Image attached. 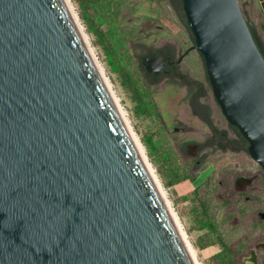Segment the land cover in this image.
Segmentation results:
<instances>
[{
  "label": "water",
  "instance_id": "95a60500",
  "mask_svg": "<svg viewBox=\"0 0 264 264\" xmlns=\"http://www.w3.org/2000/svg\"><path fill=\"white\" fill-rule=\"evenodd\" d=\"M180 1L264 171V58L239 2ZM0 264H192L62 0H0Z\"/></svg>",
  "mask_w": 264,
  "mask_h": 264
},
{
  "label": "rangeland",
  "instance_id": "374dc122",
  "mask_svg": "<svg viewBox=\"0 0 264 264\" xmlns=\"http://www.w3.org/2000/svg\"><path fill=\"white\" fill-rule=\"evenodd\" d=\"M171 1L181 7L180 0H68L196 263L247 264L256 248L264 264L257 248L264 243V171L221 114L201 55L189 51L194 39L184 13ZM238 2L264 47L259 0ZM161 49L174 61L183 55L181 79L148 76L142 61Z\"/></svg>",
  "mask_w": 264,
  "mask_h": 264
},
{
  "label": "bare ground",
  "instance_id": "6f19581e",
  "mask_svg": "<svg viewBox=\"0 0 264 264\" xmlns=\"http://www.w3.org/2000/svg\"><path fill=\"white\" fill-rule=\"evenodd\" d=\"M62 1L64 3V6H65V8H66V10L68 12V15H69V17H70V19H71V21H72V23H73V25H74L79 37H80V39H81V41H82V43H83V45L85 47V50H86V52H87V54H88V56H89V58H90V60H91V62L93 64V66H94V68H95V70H96V72H97V74H98V76H99V78H100V80H101V82H102V84H103V86H104V88H105V90H106V92H107V94H108V96H109V98H110V100H111V102H112V104H113V106H114L119 118H120V120H121V122H122V124H123V126H124V128H125V130H126V132L128 134V136H129L133 146L135 147V149H136V151H137V153H138V155H139V157H140V159H141V161H142V163H143V165H144V167H145V169H146V171H147V173H148V175H149V177H150V179H151V181H152V183L154 185V187L156 188L158 194L160 195V197L162 199V202H163V204L165 206V209H166V211L168 213V216H169V218H170V220H171V222H172V224H173V226H174V228H175V230H176V232H177V234H178V236H179V238H180V240H181V242H182V244H183V246H184V248H185V250H186V252H187V254H188L189 258H190V260H191V262H192V264H197L196 261H195V257H194V254L192 252V249L190 248L189 244L185 240L181 230L178 228V225L176 223V220H175V217H174V215L172 213V210L170 209L169 205L166 202L164 194L162 193V190L160 189V186L158 185V182L156 181V179H155V177L153 175V172H152V170H151V168H150V166H149V164H148V162H147V160L145 158V155L143 153L142 148L140 147V145L138 144L136 139H134V137H133V135H132V133L130 131V128L128 127V124H127L122 112L120 111V109L117 106L116 100L114 99L112 91H111L110 87L107 84L106 78H105L102 70L97 65V63H96V61L94 59V56H93V54H92V52L90 50V47L88 45V41L86 39V36L84 34V31H83L80 23H79L78 18L76 17L75 13L72 11L68 0H62ZM263 247H264V243L262 245V248ZM256 250L257 249L254 248V250H252V252H251V255L245 259V262L247 264H258L257 259H256V255L254 254V251H256Z\"/></svg>",
  "mask_w": 264,
  "mask_h": 264
},
{
  "label": "flooded vegetation",
  "instance_id": "af4514ba",
  "mask_svg": "<svg viewBox=\"0 0 264 264\" xmlns=\"http://www.w3.org/2000/svg\"><path fill=\"white\" fill-rule=\"evenodd\" d=\"M263 31H264V26H263ZM159 54L162 55L161 61L163 63V70L159 74H153L152 73L149 75L152 76V78H154V79L155 78L159 79L162 76L174 78L176 75H178L179 77H181L180 74H178V72L176 71V67L182 61L183 55L181 57H179V59L177 61H174L173 53L171 51H166L164 49H161V50L155 52L154 54H152L151 56H149L147 58H152V57L157 56ZM195 94L196 93H190L189 98L193 99L192 97L196 96ZM256 251H254L255 255H256Z\"/></svg>",
  "mask_w": 264,
  "mask_h": 264
},
{
  "label": "trees",
  "instance_id": "16d2710c",
  "mask_svg": "<svg viewBox=\"0 0 264 264\" xmlns=\"http://www.w3.org/2000/svg\"><path fill=\"white\" fill-rule=\"evenodd\" d=\"M170 4L174 7V9L176 10V12H183V11H182V4H181V7H180V8L176 7V6H175V3H174L173 1H171ZM184 18H185V17H184ZM246 22H247V24H248V27H249V29H250V32H251L252 37H253V39H254V42L256 43V45H257V47H258V49H259L261 55H262L263 58H264V47H263V43H262L260 37L257 35V32H256L255 28H254L252 25H250L249 22H248L247 20H246ZM186 24H187V23H186ZM148 76H149V74H148ZM175 77L181 79V77H179L178 75H176ZM155 79H156V81H157V78H155ZM231 127H232V126H231ZM233 128H234V127H233ZM234 129L237 131V135L239 136L240 140L243 141L244 143H246V141H245L244 138L240 135V133L238 132V130H237L236 128H234ZM220 137H221L223 140H225L228 144H230V143H235V142H233L232 140L228 139L226 133H222V134H220ZM236 143H238V141H236ZM246 144H247V143H246ZM184 179H186V180L190 179V180H191V178H189V177H184Z\"/></svg>",
  "mask_w": 264,
  "mask_h": 264
},
{
  "label": "crops",
  "instance_id": "0c3cea01",
  "mask_svg": "<svg viewBox=\"0 0 264 264\" xmlns=\"http://www.w3.org/2000/svg\"><path fill=\"white\" fill-rule=\"evenodd\" d=\"M259 3H260V7H261V9H262V11H263V8H262V6H261V1L259 0ZM264 12V11H263Z\"/></svg>",
  "mask_w": 264,
  "mask_h": 264
}]
</instances>
